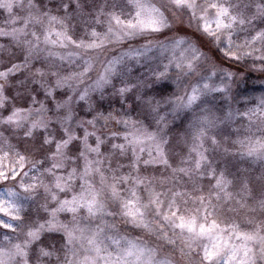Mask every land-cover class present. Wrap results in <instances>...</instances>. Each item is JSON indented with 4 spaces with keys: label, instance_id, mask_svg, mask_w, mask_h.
I'll return each instance as SVG.
<instances>
[{
    "label": "snow or ice",
    "instance_id": "1",
    "mask_svg": "<svg viewBox=\"0 0 264 264\" xmlns=\"http://www.w3.org/2000/svg\"><path fill=\"white\" fill-rule=\"evenodd\" d=\"M0 10V264H264V0Z\"/></svg>",
    "mask_w": 264,
    "mask_h": 264
},
{
    "label": "rangeland",
    "instance_id": "2",
    "mask_svg": "<svg viewBox=\"0 0 264 264\" xmlns=\"http://www.w3.org/2000/svg\"><path fill=\"white\" fill-rule=\"evenodd\" d=\"M42 2L44 4H48V5H52L54 3H58L59 0H42ZM90 2H92V0H90ZM7 18V14L3 11L0 10V24H3L4 21ZM79 31V29H78ZM2 42V41H0ZM249 64H251V61H249ZM7 66V62H5V65ZM227 67L231 68L232 70H236L235 67L233 65H226ZM243 71V70H241ZM247 79H250L251 81L255 82V85H264V73L258 72V71H250L247 73ZM248 92V96L249 97H258L261 94H264V92L262 90L258 91V90H253V89H247ZM112 103H115V101H111ZM107 103H105V106H107ZM214 104V110L217 111L218 113H222L225 110V102L220 99L217 98L215 101H213ZM251 105V101H249V103L247 105H245V107H250ZM137 112H139V110H137ZM134 115H136L137 113H133ZM140 118H143V116H141ZM187 128V118H185L184 122L181 123L180 121L176 122V125L172 128L171 132H170V148H171V152L173 154V158H175V153L178 151H181V148L177 146V139L182 136V134L185 132ZM249 165L247 163H243L241 161H239V159H234L232 161H230L229 163V168L230 171H232L233 173H237L239 172L240 169H244V168H248ZM151 172V170H149ZM257 194L259 193L260 189L259 186H257L256 188ZM231 215V214H229ZM241 219V222L243 223V219L242 217L238 218ZM244 226H247L246 224ZM0 239H2V234H0ZM45 244H52L55 243V245L57 247L60 246V238L59 236H55L54 238H46L44 241Z\"/></svg>",
    "mask_w": 264,
    "mask_h": 264
},
{
    "label": "trees",
    "instance_id": "3",
    "mask_svg": "<svg viewBox=\"0 0 264 264\" xmlns=\"http://www.w3.org/2000/svg\"><path fill=\"white\" fill-rule=\"evenodd\" d=\"M253 89V90H262L264 92V85H255L254 81H251L250 79H248V89Z\"/></svg>",
    "mask_w": 264,
    "mask_h": 264
}]
</instances>
